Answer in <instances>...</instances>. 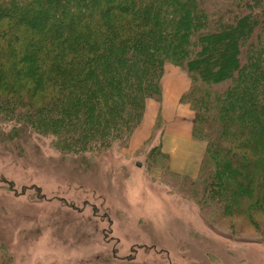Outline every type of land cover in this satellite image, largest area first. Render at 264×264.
<instances>
[{"label":"trees","instance_id":"trees-1","mask_svg":"<svg viewBox=\"0 0 264 264\" xmlns=\"http://www.w3.org/2000/svg\"><path fill=\"white\" fill-rule=\"evenodd\" d=\"M169 63L191 80L181 102L206 151L182 174L161 140L146 167L166 170L212 225L264 242V0H0L3 155L48 139L74 172L91 169L128 146L149 99L162 101ZM164 125L160 113L147 144ZM10 261L0 236V264Z\"/></svg>","mask_w":264,"mask_h":264},{"label":"rangeland","instance_id":"rangeland-1","mask_svg":"<svg viewBox=\"0 0 264 264\" xmlns=\"http://www.w3.org/2000/svg\"><path fill=\"white\" fill-rule=\"evenodd\" d=\"M172 68L191 84L171 63L163 79ZM132 136L121 151L92 157L95 166L82 172L48 139L35 138L24 156L3 155L0 141V236L9 264H264V242L254 229L234 231L226 219L212 225L166 170L146 167L159 133L134 152ZM205 151L206 144L201 160Z\"/></svg>","mask_w":264,"mask_h":264},{"label":"crops","instance_id":"crops-1","mask_svg":"<svg viewBox=\"0 0 264 264\" xmlns=\"http://www.w3.org/2000/svg\"><path fill=\"white\" fill-rule=\"evenodd\" d=\"M173 73L178 78H174ZM167 74L172 77L170 80L166 75L163 79L162 101L148 100L144 119L132 136L130 151H136L151 136L156 117L161 113L166 122L162 135L163 150L173 156V170L182 174L195 175L205 143L193 140L192 129L195 115L187 104L181 102V96L188 90L190 81L176 68L170 69ZM179 144L185 148H175ZM178 157L180 164L176 160Z\"/></svg>","mask_w":264,"mask_h":264}]
</instances>
